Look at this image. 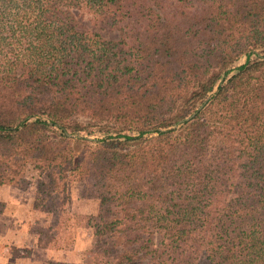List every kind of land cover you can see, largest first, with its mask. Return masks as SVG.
Wrapping results in <instances>:
<instances>
[{
    "label": "trees",
    "instance_id": "1",
    "mask_svg": "<svg viewBox=\"0 0 264 264\" xmlns=\"http://www.w3.org/2000/svg\"><path fill=\"white\" fill-rule=\"evenodd\" d=\"M28 166L40 248L87 181L86 264H264V0H0V185Z\"/></svg>",
    "mask_w": 264,
    "mask_h": 264
},
{
    "label": "rangeland",
    "instance_id": "2",
    "mask_svg": "<svg viewBox=\"0 0 264 264\" xmlns=\"http://www.w3.org/2000/svg\"><path fill=\"white\" fill-rule=\"evenodd\" d=\"M76 18L83 31L97 33L106 40L119 39V31L101 20L81 12L76 15ZM244 62L245 57H242L236 66ZM42 180H46L45 176L32 166H28L18 184L0 185V202L4 205L3 211L0 212V255L5 252V248L9 247L7 258L12 264H23V258H27L30 251L25 247H18L17 243L23 240L28 243L27 241L32 237L37 239L38 229L47 227L53 219L52 215L33 208L36 187ZM70 184V199L66 208L69 210L67 227L70 234L68 237H72L73 243L67 248L60 249L70 250L74 255L72 262L66 264H86L90 257L89 250L99 240L94 230L85 226L86 218L96 214L98 202L92 196L87 181H73ZM47 249L57 250L58 248ZM36 264H49V262L43 261Z\"/></svg>",
    "mask_w": 264,
    "mask_h": 264
},
{
    "label": "crops",
    "instance_id": "3",
    "mask_svg": "<svg viewBox=\"0 0 264 264\" xmlns=\"http://www.w3.org/2000/svg\"><path fill=\"white\" fill-rule=\"evenodd\" d=\"M36 237H32V239H29L26 243V241H20L17 244L18 247H25L26 249L30 250L28 253L27 258H23V264H36L39 262H49V263H69L72 262V259L74 258V255L71 253L70 250H62V249H57V250H52V249H47V248H40L37 246V239ZM8 248H5V252L0 255V264H12L10 262L9 258H7L8 255ZM2 257H4L2 259Z\"/></svg>",
    "mask_w": 264,
    "mask_h": 264
},
{
    "label": "water",
    "instance_id": "4",
    "mask_svg": "<svg viewBox=\"0 0 264 264\" xmlns=\"http://www.w3.org/2000/svg\"><path fill=\"white\" fill-rule=\"evenodd\" d=\"M208 100L204 101V103L202 105H200V107L198 108V110L202 109L204 107V105L207 103ZM196 113H193L191 116L187 117L184 121H189L190 119H192L195 116Z\"/></svg>",
    "mask_w": 264,
    "mask_h": 264
}]
</instances>
